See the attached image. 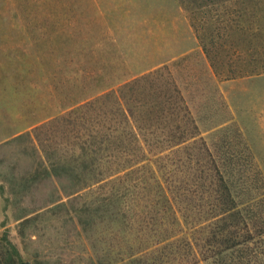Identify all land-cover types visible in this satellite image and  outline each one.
I'll use <instances>...</instances> for the list:
<instances>
[{"label":"trees","instance_id":"1","mask_svg":"<svg viewBox=\"0 0 264 264\" xmlns=\"http://www.w3.org/2000/svg\"><path fill=\"white\" fill-rule=\"evenodd\" d=\"M181 2L219 78L264 73V0ZM164 70L173 76L165 66L86 97L3 145L24 146L0 160L22 237L51 228L56 250L73 253L107 219L130 229L114 264H264V173L252 148L239 129L237 143L210 145L175 81L162 89ZM0 241V264H23L7 233Z\"/></svg>","mask_w":264,"mask_h":264},{"label":"rangeland","instance_id":"2","mask_svg":"<svg viewBox=\"0 0 264 264\" xmlns=\"http://www.w3.org/2000/svg\"><path fill=\"white\" fill-rule=\"evenodd\" d=\"M165 66L173 76L164 70L162 89L175 81L208 143L226 138L235 144L239 129L264 173V141L256 133L264 125V73L219 78L181 0H0V160L16 161L24 146L3 145L48 116L86 97L118 94L126 83ZM2 185L0 176V239L9 235L23 264H36L38 253L49 264H114L126 257L130 229L107 219L77 240L73 253L56 250L51 228L22 237Z\"/></svg>","mask_w":264,"mask_h":264},{"label":"crops","instance_id":"3","mask_svg":"<svg viewBox=\"0 0 264 264\" xmlns=\"http://www.w3.org/2000/svg\"><path fill=\"white\" fill-rule=\"evenodd\" d=\"M261 77H264V76H261ZM261 79L264 80V78H261ZM259 116L264 117V109H261V110H260ZM258 132L261 133L260 136H259V140L264 141V125H261V126H260L259 130L256 131V133L259 134ZM257 138H258V137H257ZM262 155H263V154H262ZM263 163H264V162H263Z\"/></svg>","mask_w":264,"mask_h":264}]
</instances>
